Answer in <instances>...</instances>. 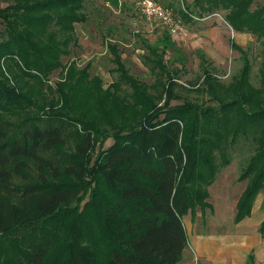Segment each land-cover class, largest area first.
I'll list each match as a JSON object with an SVG mask.
<instances>
[{
	"label": "trees",
	"instance_id": "trees-1",
	"mask_svg": "<svg viewBox=\"0 0 264 264\" xmlns=\"http://www.w3.org/2000/svg\"><path fill=\"white\" fill-rule=\"evenodd\" d=\"M89 1L0 7V264H178L188 245L183 218L211 207L208 188L235 152L246 182L235 224L264 193V2L193 0L179 12L186 20L222 12L261 46L256 83L249 51L231 40L241 62L231 81L201 54L202 81L185 89L163 59L170 35L142 49L150 84L131 73L117 43H107L106 87L89 64L64 63ZM179 88L208 102L173 105Z\"/></svg>",
	"mask_w": 264,
	"mask_h": 264
},
{
	"label": "rangeland",
	"instance_id": "rangeland-1",
	"mask_svg": "<svg viewBox=\"0 0 264 264\" xmlns=\"http://www.w3.org/2000/svg\"><path fill=\"white\" fill-rule=\"evenodd\" d=\"M166 6H170L180 15L179 12L190 5L193 0H156ZM264 0H255L253 7L262 4ZM6 5L5 0H0V7ZM88 20L83 24L75 25V33L78 38V48L70 57H64L62 61L76 59L81 66L90 65V74L102 78L104 86L111 83L113 75L110 72L114 65L111 62V55L107 50V43H117L124 62L131 73L139 79L152 83L154 78L143 66L140 55L147 43H158L165 35H169L160 26L148 22L140 15L132 0H121V5L112 7L102 0H90L88 3ZM183 28L177 35H170L172 46L164 52V62L173 70H179L178 83L188 89L191 83H201L200 58L203 54L217 71L221 81L228 83L237 73L241 66L239 53L231 48V40L240 47L249 51L252 61L251 81L257 82L258 68L260 66V44L255 37L248 33H236L224 20V13L217 12L206 15L202 20H186L180 17ZM59 71L51 76L50 80L56 81ZM197 81V82H196ZM180 100L171 103L177 104L183 100L206 103L207 96L203 93L182 90L179 88ZM182 100V101H181ZM112 140L107 138L102 143L104 148L110 146ZM99 143L96 144L95 153L98 152ZM73 152L72 146L66 147L63 151ZM94 160L91 158L90 165ZM240 173L239 156L235 152L230 164L223 168L217 175L213 184L208 188L211 207L204 211L196 208L194 213H189L183 218V224L187 235L193 236L194 232L205 234L223 235L236 232L241 226L234 223L235 204L243 191L246 182L239 181ZM264 193L257 196L251 215L242 224V229L251 234L259 235V227L264 220V207H262ZM88 200V194L84 202ZM264 237V235H262ZM264 241V239H263ZM262 251L259 252L258 260L253 264H264V243ZM187 251L195 259L194 252L190 247ZM261 256V257H260ZM247 264L251 262L247 261Z\"/></svg>",
	"mask_w": 264,
	"mask_h": 264
},
{
	"label": "crops",
	"instance_id": "crops-1",
	"mask_svg": "<svg viewBox=\"0 0 264 264\" xmlns=\"http://www.w3.org/2000/svg\"><path fill=\"white\" fill-rule=\"evenodd\" d=\"M247 218L237 223L241 228L231 235L203 232H194L193 236L187 235V247L192 249L195 259H192L186 248L178 264H247L249 255H252L255 261L258 260L264 237L260 231L259 236L242 229V224Z\"/></svg>",
	"mask_w": 264,
	"mask_h": 264
},
{
	"label": "built area",
	"instance_id": "built-area-1",
	"mask_svg": "<svg viewBox=\"0 0 264 264\" xmlns=\"http://www.w3.org/2000/svg\"><path fill=\"white\" fill-rule=\"evenodd\" d=\"M138 12L148 22L160 26L169 35H177L182 31L183 23L171 7L156 0H132ZM196 20V17H193Z\"/></svg>",
	"mask_w": 264,
	"mask_h": 264
}]
</instances>
